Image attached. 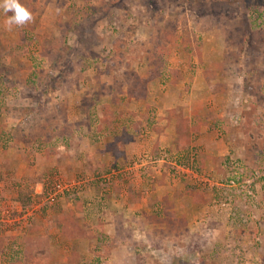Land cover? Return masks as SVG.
<instances>
[{"label":"rangeland","instance_id":"obj_1","mask_svg":"<svg viewBox=\"0 0 264 264\" xmlns=\"http://www.w3.org/2000/svg\"><path fill=\"white\" fill-rule=\"evenodd\" d=\"M21 3L11 30L0 8V264H264V0ZM15 237L49 251L10 258Z\"/></svg>","mask_w":264,"mask_h":264},{"label":"trees","instance_id":"obj_2","mask_svg":"<svg viewBox=\"0 0 264 264\" xmlns=\"http://www.w3.org/2000/svg\"><path fill=\"white\" fill-rule=\"evenodd\" d=\"M9 15H11V13H9ZM49 56H52L51 54ZM53 57V63L56 60H61L63 58V55L61 54H56L55 57ZM226 58V56H225ZM135 78H137V75H135ZM137 85V92L135 93H129L130 96L133 95L136 99L138 98H144L145 96V85L143 86V84L140 83H136ZM140 85V86H139ZM116 96L113 95L112 99H114L116 101L117 98H115ZM3 105L1 103L0 100V111L2 109ZM184 129H186V133L183 134V132L180 131V129H178L177 131H179V134L181 135L180 140L182 139V141H186L188 142L190 139V130L188 128V125L184 127ZM129 136L123 134L121 137L120 136H116L115 137V142L120 141H124V142H128L129 141ZM181 141V142H182ZM157 218L161 219L160 215L157 214ZM61 231L64 235H66L68 238H73V237H82V236H86L88 237V234L85 232V229L81 228L77 222L75 220H70L67 222H64V224L61 225ZM28 243V245L26 246V248H23V244L24 243ZM13 244L15 245L14 247H16V245H18V247L14 250L13 253L10 254V258H15L17 256H21L22 253H24V250L28 251L26 255H30L31 254V250H36L38 249L39 251H41L40 249H45V251H49L48 249V240L45 238H22V237H15ZM1 245V243H0ZM38 251V253H39ZM45 257H42L41 261L38 259V263L42 264L41 262H45ZM37 263V264H38ZM21 264H23V261L21 262Z\"/></svg>","mask_w":264,"mask_h":264},{"label":"clouds","instance_id":"obj_3","mask_svg":"<svg viewBox=\"0 0 264 264\" xmlns=\"http://www.w3.org/2000/svg\"><path fill=\"white\" fill-rule=\"evenodd\" d=\"M0 8L11 15L7 16L5 27L11 30L15 26H24L33 20L31 10L21 3V0H0Z\"/></svg>","mask_w":264,"mask_h":264},{"label":"crops","instance_id":"obj_4","mask_svg":"<svg viewBox=\"0 0 264 264\" xmlns=\"http://www.w3.org/2000/svg\"><path fill=\"white\" fill-rule=\"evenodd\" d=\"M133 143H135V142H128L127 144H124L125 146L127 145V146H129V145H131V146H134L135 144H133Z\"/></svg>","mask_w":264,"mask_h":264}]
</instances>
